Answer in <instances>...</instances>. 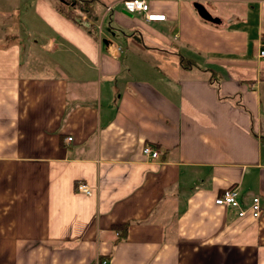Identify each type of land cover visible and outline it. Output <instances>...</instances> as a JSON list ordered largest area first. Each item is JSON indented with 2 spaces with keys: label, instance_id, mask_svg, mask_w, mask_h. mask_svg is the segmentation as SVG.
Segmentation results:
<instances>
[{
  "label": "crops",
  "instance_id": "0c3cea01",
  "mask_svg": "<svg viewBox=\"0 0 264 264\" xmlns=\"http://www.w3.org/2000/svg\"><path fill=\"white\" fill-rule=\"evenodd\" d=\"M125 1L0 0V264H264V0Z\"/></svg>",
  "mask_w": 264,
  "mask_h": 264
},
{
  "label": "built area",
  "instance_id": "2783aa9c",
  "mask_svg": "<svg viewBox=\"0 0 264 264\" xmlns=\"http://www.w3.org/2000/svg\"><path fill=\"white\" fill-rule=\"evenodd\" d=\"M124 10L129 14L144 15L147 22L164 21L165 16L150 13L149 5L144 0H128L123 3ZM111 11V8H108ZM258 57L264 60V49L260 51ZM67 142L72 141V137L66 138ZM142 153L146 157L153 159L158 158L159 151L150 145H144ZM78 192L91 195L90 187L84 183L79 182L76 187ZM215 204L225 208H234L237 211L239 218L250 217L251 219H257L261 215L262 208L258 197L252 198L248 206H244L239 201V192L236 187L225 188L216 198ZM97 264H110V260L107 257H102L98 260Z\"/></svg>",
  "mask_w": 264,
  "mask_h": 264
},
{
  "label": "trees",
  "instance_id": "16d2710c",
  "mask_svg": "<svg viewBox=\"0 0 264 264\" xmlns=\"http://www.w3.org/2000/svg\"><path fill=\"white\" fill-rule=\"evenodd\" d=\"M95 0H56L54 4V9L64 15L67 19L73 21L76 25L83 28L86 33L93 39H97L96 37V28L91 25L98 22V15L94 10ZM70 7L75 8L84 14L85 20H77L75 18V14L70 11ZM179 64L183 69H190L195 64L192 61L186 60L184 58L179 57Z\"/></svg>",
  "mask_w": 264,
  "mask_h": 264
},
{
  "label": "water",
  "instance_id": "95a60500",
  "mask_svg": "<svg viewBox=\"0 0 264 264\" xmlns=\"http://www.w3.org/2000/svg\"><path fill=\"white\" fill-rule=\"evenodd\" d=\"M194 7H195V10H196L197 14L199 15V17H200L202 20L207 21V22H210V23H218V20L215 19V18H213V17H212L207 11H206V9H205L202 5L196 3V4H194Z\"/></svg>",
  "mask_w": 264,
  "mask_h": 264
},
{
  "label": "rangeland",
  "instance_id": "374dc122",
  "mask_svg": "<svg viewBox=\"0 0 264 264\" xmlns=\"http://www.w3.org/2000/svg\"><path fill=\"white\" fill-rule=\"evenodd\" d=\"M77 17V16H76ZM81 17V16H80ZM262 67L264 68V61H262ZM263 101H264V95H262Z\"/></svg>",
  "mask_w": 264,
  "mask_h": 264
}]
</instances>
